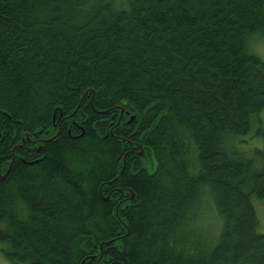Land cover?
<instances>
[{
    "label": "trees",
    "instance_id": "1",
    "mask_svg": "<svg viewBox=\"0 0 264 264\" xmlns=\"http://www.w3.org/2000/svg\"><path fill=\"white\" fill-rule=\"evenodd\" d=\"M257 39L264 0H0L3 255L264 264Z\"/></svg>",
    "mask_w": 264,
    "mask_h": 264
},
{
    "label": "rangeland",
    "instance_id": "2",
    "mask_svg": "<svg viewBox=\"0 0 264 264\" xmlns=\"http://www.w3.org/2000/svg\"><path fill=\"white\" fill-rule=\"evenodd\" d=\"M253 49L255 51V53H257L263 60H264V39H257L254 42V46ZM260 118L262 120V124L264 127V110L261 112ZM241 145L243 147V149L245 150V152H247L248 154H250L254 148H259L261 146H263L264 141L253 135L250 134L249 136L245 137L244 140L240 141ZM256 204V209H257V213H258V218H259V230L261 232H264V201H255ZM215 214H213V216H211V220L214 219L215 220ZM212 227H215V223L214 221L212 222V224H209ZM214 229V228H213ZM0 264H12L1 252V248H0Z\"/></svg>",
    "mask_w": 264,
    "mask_h": 264
},
{
    "label": "flooded vegetation",
    "instance_id": "3",
    "mask_svg": "<svg viewBox=\"0 0 264 264\" xmlns=\"http://www.w3.org/2000/svg\"><path fill=\"white\" fill-rule=\"evenodd\" d=\"M129 113L126 112V114H124L123 111H121V114H120V117L121 119L119 118V120L117 121V124H120L121 122L124 123V124H129L132 120H134V117H131V116H128ZM123 115H127L128 117L126 119L123 118ZM59 134V133H58ZM1 136V134H0ZM4 140V137H2L0 143ZM24 145V140L22 139L21 143H18V146L19 147H22ZM41 149H39L40 151ZM133 152V155L132 156H135V157H141L144 155V150H140V151H135V150H132ZM0 155H1V150H0ZM2 156V155H1ZM0 156V157H1Z\"/></svg>",
    "mask_w": 264,
    "mask_h": 264
},
{
    "label": "water",
    "instance_id": "4",
    "mask_svg": "<svg viewBox=\"0 0 264 264\" xmlns=\"http://www.w3.org/2000/svg\"><path fill=\"white\" fill-rule=\"evenodd\" d=\"M105 199H108V197H106Z\"/></svg>",
    "mask_w": 264,
    "mask_h": 264
}]
</instances>
